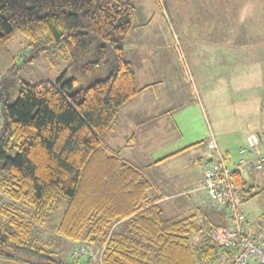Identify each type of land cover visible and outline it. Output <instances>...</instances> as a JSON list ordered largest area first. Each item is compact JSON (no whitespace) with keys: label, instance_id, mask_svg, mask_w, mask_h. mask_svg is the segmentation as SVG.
<instances>
[{"label":"trees","instance_id":"obj_1","mask_svg":"<svg viewBox=\"0 0 264 264\" xmlns=\"http://www.w3.org/2000/svg\"><path fill=\"white\" fill-rule=\"evenodd\" d=\"M134 19L132 0H0V46L20 33L31 51L0 77L3 261L91 264L62 258L34 235L31 220L48 222L58 206V234L103 248L102 264H198L214 257L218 245L210 235L223 226L205 229L198 215L216 208L168 216L144 171L105 146L121 107L141 92L125 52ZM52 50L69 56L70 79H19L21 69ZM244 172L234 174L240 187L248 184ZM252 189L244 201L257 195Z\"/></svg>","mask_w":264,"mask_h":264},{"label":"rangeland","instance_id":"obj_2","mask_svg":"<svg viewBox=\"0 0 264 264\" xmlns=\"http://www.w3.org/2000/svg\"><path fill=\"white\" fill-rule=\"evenodd\" d=\"M132 3L135 26L125 44L126 55L132 56L134 67L144 62L152 68L153 80L176 84L179 96L181 92L187 97L193 94L200 106L190 111H196L194 128L214 133L220 149L229 154L228 165L232 168L240 148L246 146L247 135L258 131L264 136V114L260 115L264 109V0ZM30 53L28 40L20 33L8 45L0 46V77L14 64L21 66ZM70 63L68 55L52 50L21 69L19 79L31 84L57 81L62 75L70 79L73 73L66 72ZM246 177L244 197L252 184V193H258L246 198L243 210L256 226L264 223V171ZM172 202L162 204L167 215H185ZM62 212L63 206H58L48 222L31 220L33 232L48 249L72 260L76 243L56 231ZM198 220L205 229L213 224L227 227L230 222L227 211L216 209L200 212ZM199 236H193V240ZM91 249L95 253L98 247L93 245ZM99 256L91 264H102ZM0 262L16 264L1 257Z\"/></svg>","mask_w":264,"mask_h":264},{"label":"crops","instance_id":"obj_3","mask_svg":"<svg viewBox=\"0 0 264 264\" xmlns=\"http://www.w3.org/2000/svg\"><path fill=\"white\" fill-rule=\"evenodd\" d=\"M127 57L133 64L132 56ZM143 63L137 68L133 65L141 92L121 107L115 129L104 143L144 171L154 185L151 195L159 197L160 204L173 200L172 204L187 214L206 206L203 164L213 157L209 141L214 133L194 128L196 111H190L200 106L193 94L187 97L181 92L179 96L180 88L176 84L153 80L154 70ZM263 114L264 109L260 112Z\"/></svg>","mask_w":264,"mask_h":264},{"label":"built area","instance_id":"obj_4","mask_svg":"<svg viewBox=\"0 0 264 264\" xmlns=\"http://www.w3.org/2000/svg\"><path fill=\"white\" fill-rule=\"evenodd\" d=\"M209 146L213 157L203 164L204 204L226 210L230 222L227 227L212 231L210 238L218 249L212 259L198 264H264V223L255 226L245 214L244 187L234 180L239 170L251 175L264 170V137L258 131H251L246 146L239 150L237 165L232 168L228 165L229 157L221 151L214 136ZM102 253L103 248L93 253L88 243L79 242L72 248L71 256L92 260Z\"/></svg>","mask_w":264,"mask_h":264},{"label":"water","instance_id":"obj_5","mask_svg":"<svg viewBox=\"0 0 264 264\" xmlns=\"http://www.w3.org/2000/svg\"><path fill=\"white\" fill-rule=\"evenodd\" d=\"M0 264H2V263H0Z\"/></svg>","mask_w":264,"mask_h":264}]
</instances>
